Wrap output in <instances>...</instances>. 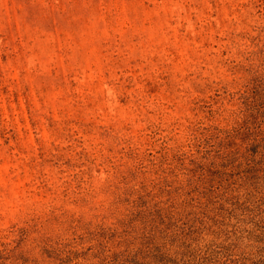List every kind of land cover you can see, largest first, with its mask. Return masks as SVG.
Returning <instances> with one entry per match:
<instances>
[{
  "label": "rangeland",
  "instance_id": "374dc122",
  "mask_svg": "<svg viewBox=\"0 0 264 264\" xmlns=\"http://www.w3.org/2000/svg\"><path fill=\"white\" fill-rule=\"evenodd\" d=\"M0 264H264V0H0Z\"/></svg>",
  "mask_w": 264,
  "mask_h": 264
}]
</instances>
